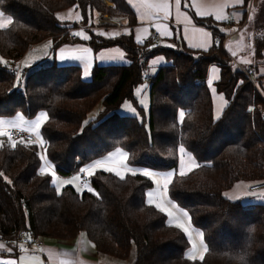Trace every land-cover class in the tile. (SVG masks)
<instances>
[{"label":"trees","instance_id":"16d2710c","mask_svg":"<svg viewBox=\"0 0 264 264\" xmlns=\"http://www.w3.org/2000/svg\"><path fill=\"white\" fill-rule=\"evenodd\" d=\"M111 2L113 6L102 0H0V12L12 21L0 28V116L20 112L30 118L42 110L48 115L40 128L42 145L5 136L0 140L2 241L18 243L23 228L59 240L83 232L97 252L120 259L132 252V264H264V201L246 205L223 194L236 181L249 185L264 179V97L243 70L228 63L221 38L207 49H196L178 40L176 45L137 42L131 33L108 38L91 33L87 40L69 33L87 22V9L120 12L130 18L128 24L137 22L126 0ZM72 5L78 20L56 17L57 10ZM193 18L216 26L212 19ZM48 37L51 51L66 43L86 44L93 51L118 46L128 61L94 63L85 79L79 64L52 59L14 81L6 61ZM261 38L264 34L254 45ZM263 48L255 51L256 57ZM157 55L163 62L149 74L150 59ZM214 63L219 66L214 87L226 100L218 117L213 116L206 81ZM144 81L147 109L135 94ZM124 100L136 113L113 111ZM98 102L101 109L88 116ZM180 147L198 166L184 176L173 172L167 197L200 230L208 249L203 260L188 258L186 234L146 201L152 181L142 171H128L121 179L96 169L89 176L92 191L66 185L58 193L51 176L39 170L44 161L57 174L70 175L122 148L130 167L175 171Z\"/></svg>","mask_w":264,"mask_h":264},{"label":"crops","instance_id":"0c3cea01","mask_svg":"<svg viewBox=\"0 0 264 264\" xmlns=\"http://www.w3.org/2000/svg\"><path fill=\"white\" fill-rule=\"evenodd\" d=\"M126 1L132 7L135 13L136 21H137L135 24L131 25L125 23V24H118L116 26H106L100 24L99 22L93 21V23L91 22L90 24L91 26H89L88 28L86 27L80 28L79 26L74 27L69 30V33L72 36H75L82 40L85 39H83L80 36L74 35V33L83 31L84 34L87 35L88 37H90V34L92 33L106 38L114 37L119 34L131 33L136 41H137V37H139L140 42H142L145 41V37L149 33L154 32L156 34V37L153 38V40L157 41V43L159 42V44L176 45L178 44L177 43L178 40V42L182 43L186 47L196 48V49H207L213 43L217 42L219 38H221L220 36H218L219 34H222L224 36L229 35L228 38H230L231 32L234 31L232 30L233 26H235V24L238 23L243 18V16L248 12L249 6L251 5V0H248L247 2L245 0H239V2L238 0H179V6L177 7V0H166V2L169 5V8H168V15L165 18L163 11H160L155 7H148V5H156L165 2V0H126ZM187 6L190 8L192 13L189 12V10L186 8ZM197 7L200 8V12L202 14L197 13ZM149 13H151V15H149ZM55 15L59 20L71 21V20L79 19V13L75 5L57 10L55 12ZM194 15L197 17H206L212 19V21L216 23V26L207 27L202 24H197L194 21L193 18ZM94 16L96 15H94L93 13L90 15L91 21ZM218 16H220L221 18L217 19ZM99 17L100 19L102 18V16ZM185 17L187 19H185ZM228 18L230 19L229 23L231 24L228 23L227 21ZM8 19H10L8 15L0 12V21H6ZM157 25L160 26V30H158ZM165 28L168 31V35L161 34V31ZM100 33H103V35H100ZM49 41L50 40H46L42 43L32 45L27 51L26 56L22 60V63L24 61L25 64L28 58L31 64H37L40 62L41 59L45 57V55L48 54L50 60L53 59L60 64L63 63L79 64L82 67V74H83L84 63L82 61L59 60L58 56L61 48H64L67 51H75L84 48L91 49V52L89 53V63H91L92 66L94 63H98V64L125 63L128 61L125 57L124 51L118 46H110L106 48H101L98 51H93V49L86 44L66 43L56 48L55 50L51 51V44L49 43ZM45 43L47 47L40 49L42 45ZM224 43L225 42H223V45ZM193 44L199 46L192 47L191 45ZM101 57L103 58L101 59ZM230 57H233V55L230 54ZM162 62H163V58L161 55H157L151 58L150 59L151 66L149 68L148 73L149 74L153 73L156 69V66ZM259 71L261 74H264V66ZM218 76H219V66L215 63L210 64L207 71L206 81H208L209 78L215 81L218 78ZM259 82L261 83L262 86H264L263 78H260ZM211 90H214L216 92L215 96H219L221 94L215 88L214 89L212 88ZM210 94L212 98V111H213L214 105H213L212 91H210ZM221 96L222 97L219 98L222 99L221 101V105H222L221 112H222L226 104V100L222 94ZM220 113L217 116H215V114L213 113L214 114L213 116L218 117ZM19 118L20 117H18L17 113L11 116H0V130L3 131L4 128L13 127V126H21L28 129L26 126L20 124L21 122ZM3 138L4 135L0 136V140ZM180 148L178 151L179 160H180V155H182L180 152ZM112 150H114V152H117L115 151L117 150V148H114ZM112 150H110L109 152H111ZM109 152H107L105 155L98 158L97 160H102L104 156L109 154ZM184 155L185 158H187L186 164H188L190 160L196 164V160L194 159L192 154L191 155L193 158L190 155H188L185 151H184ZM94 162L82 167L75 174L83 175V173H85L89 179L90 175L88 174V172L82 170L87 169L90 165L94 164ZM99 169H103V168H99ZM94 170H96V168L93 169V171ZM137 170L138 169L136 168L134 169L133 167L130 166L127 167V171H137ZM144 170L145 169H143L142 171ZM125 173L126 171L122 172V175H124ZM153 173L159 174L157 178L160 180V184L163 185L168 173L167 172L159 173L158 171H154ZM223 194L229 199L239 200L246 205L264 201V189L257 191H249L248 184L245 181L234 182L228 189L224 190ZM168 222L174 224L169 220ZM77 238H78V243H81V240L83 239L78 236ZM42 241L43 244L40 249V254L42 259H40V256L37 255L38 253L32 249L22 250L17 242L8 243L6 241H0V264H33L34 261L33 258L31 257L32 252L37 253L35 254V257L37 258L36 260L39 259V262H41V264H88L85 256L86 254L82 251L81 246L77 245L78 247L76 248L71 247L72 245L75 244L74 242H70L73 241V239L69 241H64L65 242L64 243L57 241V239H53V238L51 239L45 237L42 238Z\"/></svg>","mask_w":264,"mask_h":264},{"label":"rangeland","instance_id":"374dc122","mask_svg":"<svg viewBox=\"0 0 264 264\" xmlns=\"http://www.w3.org/2000/svg\"><path fill=\"white\" fill-rule=\"evenodd\" d=\"M102 2H104V4H106L108 6H113V3L111 2V0H102ZM186 8H189V7L187 6ZM90 11H91V13L96 15L92 18V21H91V18L89 17ZM87 13H88L87 14L88 15L87 22L85 24H84V22H81V24L79 25L80 28H84V27L88 28L89 26H91L90 24H91V22L93 23V21L99 22L100 24L106 25V26H116L118 24L131 23L130 18L129 17L127 18V16L125 14H123V13L121 14L120 12H116L114 14H111L110 12L104 11V10L98 11L96 9H87ZM120 15H124V16H120ZM99 16H102V18L100 19ZM229 24H231V23H229ZM232 30H234V31L231 32L230 38H228L229 35H227V36H224L222 34L218 35L221 37L222 41L224 40L223 42H225V43H224L223 47L225 48L227 53L229 54L231 52L230 54L233 55V57H230V54H229L228 63L231 64L232 66L236 65L241 70H243L246 73V75L250 78V81H252V83L255 85V87H257L259 89L261 95L264 97V86H262L261 83L259 82L260 78L264 79V74H261L259 71L264 66V48L262 49L263 53L261 55H259V57H256V55H255V51H258L264 45V38H261L262 41L257 40L255 42V45H254V40L257 37H263V34H264V0H251V5L249 6L248 12L243 16V18L238 23L235 24V26H233ZM226 38H228V39H226ZM46 40H50V38L49 37L45 38V39H43V40H41V41H39L33 45L42 43ZM49 43L51 44L50 41H49ZM45 47H46V43L43 44L40 49H43ZM28 50H26V52L21 57H19L17 59H8V61L13 62L15 67L18 68V70H19L18 75L15 79L19 78L22 81L24 78V74H27L29 72V70H31L34 66L37 65V67H38V66L47 65L50 63V59L48 57V54L45 55V57L40 60L39 64H31L30 61L28 60V58H27L25 64H24V61L22 63V60L26 56V53ZM32 54H34V53H32ZM28 57H30V56H28ZM8 61H6V63ZM15 79H14V81H15ZM213 81L214 80L209 78V80L207 81V85H208L210 91H212L213 105H214L213 113L215 114V116H217L221 112V108H222L221 101H222V99L219 97H222V96H221V94L219 96H215L216 92L214 90H211L212 88L213 89L215 88ZM135 94L138 97L139 102L142 104L144 109H147V106H148V89H147V83L145 81L142 82L135 89ZM101 107H102L101 104L98 102L93 107V110H91L88 113V116H93V115L97 114V112L101 109ZM113 111H115L118 114H134V113H136L135 107L128 100H124L121 103V105L118 106L117 108H115ZM40 113H45V112L43 110L39 111L34 117L29 118V117H26L25 115H23L22 113L18 112L17 115H18V117H20L19 118L20 122H21L20 124L23 126H26L28 129L21 127V126H13V127L23 128L27 131L30 130L29 132L32 133L36 138V140H31V142H35L39 146L41 144L37 141V134H36V131H34V123L37 120V118L39 117ZM262 114L264 115V106L262 108ZM39 133H40V129H39ZM28 141H30V140H28ZM117 149H120V152L124 153L122 148H117ZM184 150L188 155H190L192 157V155L188 152V150H186L185 148H184ZM41 151L43 152L42 148H40V154H41ZM109 157H110V159H109ZM183 160L186 164L187 158H185L184 154H183ZM102 161H106L110 167H113L117 171H120L121 174L124 171L128 172L127 171L128 165L126 164V159L122 160L120 153L114 152V150H112L111 152H109V154L104 156ZM180 164H181V155H180L179 164H178L175 171L173 169H168V170H165L162 172H160V171H158V172L159 173H166V172L167 173H173V172L180 173ZM49 165H50V167H48ZM42 168L47 169L45 172L51 176L52 183L54 184L56 189L57 188L61 189L63 186H66V185H70V186L74 187L75 189H77L78 191H81L83 189L89 190V188L93 189L92 185L88 179V176L85 173H83V175L82 174L77 175L75 173H72L70 175L62 176V175L57 174L54 171V169L50 163H47L44 161L40 165L39 170L41 171ZM96 169H99V168H96ZM138 170L142 171L143 169L138 168ZM149 171L154 172L152 170H149ZM113 172H115V171H113ZM53 173H55L54 176H53ZM157 176H159V174H156V175L150 177V179L152 181V186L150 188H148L145 192L146 201L149 202V200L151 199V203L154 205H156L157 203H162L165 208L172 211V213H173L172 217H169L167 215V212H165V214L167 215L168 220L170 222H172L174 224H176L177 222H185L186 223V226L189 229L188 234H186V236L188 237V240H189V236H191V242L189 240V247L186 251V254L188 256H189V254H194L195 257L200 256V254L203 252V248L200 246L201 240H202L200 230L197 227L192 226L189 223L188 216L183 217V213L185 212V210L176 206L172 201L169 200V198L167 197V194L166 195L164 194L165 190L162 187L163 185L160 184V180L157 178ZM74 178H76V179H74ZM61 181H72V183L63 184V183H60ZM149 193L152 194L151 197H149V195H148ZM172 205H175V207L173 208ZM173 217H175L176 219H173ZM17 236H18V233H17ZM78 237H81L83 239V240H81V243H78V238L76 237L77 239L75 238V239H73V241H70V242L75 243L71 247L76 248V247H78L77 245H80L82 248V251L86 254L85 256H86L88 264H132V260H133L132 252L130 253V255L126 259H120V258L111 256V255H108V254L97 252L94 249L93 243L84 235L83 232L80 233L78 235ZM42 238H45V237H42ZM57 241L64 242V241H69V240L57 239ZM18 244L20 245L19 242H18ZM193 244L196 245L195 249H193ZM20 248L22 250H30V249H23L21 246H20ZM35 254H37V253H35V252L31 253V257L33 258V261H34L33 264H41V262H39V259L36 260L37 258L35 257ZM37 255L40 256V259H42L41 254H37Z\"/></svg>","mask_w":264,"mask_h":264},{"label":"snow or ice","instance_id":"6c2138e0","mask_svg":"<svg viewBox=\"0 0 264 264\" xmlns=\"http://www.w3.org/2000/svg\"><path fill=\"white\" fill-rule=\"evenodd\" d=\"M239 2V0H238ZM179 6V0H177V7ZM148 7H155L157 8L158 10L160 11H163L164 12V15H165V18L167 17L168 15V8H169V5L168 3L166 2H162L160 4H156V5H148ZM197 13L198 14H202L200 12V8L197 7ZM149 15H151V13H149ZM221 17L218 16L217 19H220ZM185 19H187L185 17ZM12 21L11 19H8L6 21H0V28H4L6 27L8 24H11ZM157 28L158 30H160V26L157 25ZM146 31V30H145ZM161 34L162 35H168V31L167 29H163L161 31ZM74 35L76 36H80L82 37L83 39L87 40L89 37L87 35L84 34L83 31H80V32H76L74 33ZM100 35H103V33H100ZM137 41L140 42V38L137 37ZM192 47H198L199 45H191ZM47 47V46H46ZM91 52V49H88V48H84V49H78V50H75V51H67L66 49L64 48H61L60 49V52H59V60L60 61H65V60H79V61H82L84 63V73H83V77L85 79H87L89 77V74H90V69L92 67L91 63H89V53ZM103 57H101L102 59ZM179 116H180V119L183 120V117H184V113L183 111H181L179 113ZM48 119V115L46 113H40L39 117L37 118V120L35 121L34 123V131H36V134H37V141L42 145L44 143V141L41 139L40 137V133H39V129L41 128V125ZM3 135H7V132L5 131H2L0 130V136H3ZM15 143H13V147H15ZM117 153H120V156H121V159L124 160L127 158V154L126 153H121L120 152V149H117L116 150ZM184 148L181 147L180 148V152H181V164H180V175L181 176H184L186 175L188 172H191L193 170L194 167H197L198 165H196L194 162H192L191 160L189 161L188 164H185L184 160H183V154H184ZM45 157H41V160H44ZM110 159V157H109ZM50 167V165L48 166ZM95 168H103L105 171H108V172H113L115 171V174L119 177H121V179H123V175L121 174L120 171H117L115 168L113 167H110L108 165V163L106 161H102V160H97L94 162V164L90 165L87 169H83L82 171H87L89 175H92V171L93 169ZM47 169L46 168H42L41 169V172H45ZM55 175V173H53V176ZM143 175L146 176V177H152L154 175H156L155 173L145 169L143 171ZM173 174L172 173H168L167 174V177L165 178V181H164V184H163V189L165 190L164 191V194L166 195L167 194V189H168V186H169V183L171 182V176ZM76 179V178H74ZM10 182V181H9ZM60 183H63V184H70L72 183V181H61ZM60 189L57 188V192L59 193ZM89 191H92L91 188H89ZM149 197H151V193L148 194ZM149 203H151V199L149 200ZM156 207L159 209L160 212L164 213V212H167V215L169 217H172L173 216V213L172 211H170L169 209L165 208L164 205L162 203H157L156 204ZM172 207L174 208L175 205H172ZM188 216V213L187 212H184L183 213V217H187ZM173 219H176L175 217H173ZM177 228L181 229L185 234H188L189 232V229L188 227L186 226V223L185 222H177L176 225H175ZM189 240L191 242V236H189ZM204 251L206 252L208 249L207 247L203 244V240H201V245H200ZM196 248V245L193 244V249ZM189 259H195V255L194 254H189ZM203 253L200 254V259L203 260Z\"/></svg>","mask_w":264,"mask_h":264},{"label":"built area","instance_id":"2783aa9c","mask_svg":"<svg viewBox=\"0 0 264 264\" xmlns=\"http://www.w3.org/2000/svg\"><path fill=\"white\" fill-rule=\"evenodd\" d=\"M227 21L229 22L230 19L228 18ZM155 37L156 34L154 32H151L145 37V41L152 40ZM6 64L8 71L13 74V77L15 79L18 75V68H16L14 63L11 61H8ZM4 131L7 132V135L4 136L10 140H35V136L32 133L20 127H7L4 129ZM261 189H264V179L252 182L248 185L249 191H257ZM18 242L23 249H32L38 254H40V249L43 244L42 237L28 229H21L18 231Z\"/></svg>","mask_w":264,"mask_h":264},{"label":"bare ground","instance_id":"6f19581e","mask_svg":"<svg viewBox=\"0 0 264 264\" xmlns=\"http://www.w3.org/2000/svg\"><path fill=\"white\" fill-rule=\"evenodd\" d=\"M35 140H36V138H35ZM31 141V140H30ZM0 241H2V237H1V240Z\"/></svg>","mask_w":264,"mask_h":264}]
</instances>
